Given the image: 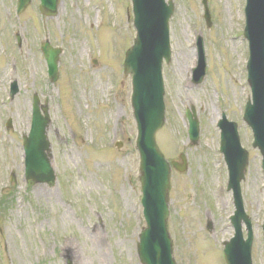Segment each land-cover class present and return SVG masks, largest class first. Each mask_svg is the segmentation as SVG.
Listing matches in <instances>:
<instances>
[{
  "label": "rangeland",
  "instance_id": "rangeland-1",
  "mask_svg": "<svg viewBox=\"0 0 264 264\" xmlns=\"http://www.w3.org/2000/svg\"><path fill=\"white\" fill-rule=\"evenodd\" d=\"M173 2L171 60L162 71L165 121L155 132L167 160L178 162L179 153L187 160V169L170 173L172 257L176 264H225L222 243L233 234L234 206L219 152L217 122L224 113L237 123L249 153L242 202L253 226L252 264H264L261 155L241 119L251 94L244 0H206L210 25L201 0ZM38 4L31 0L16 15L15 0H0V264H140L136 245L145 222L136 125L130 74L121 64L135 36L130 0H61L55 17L39 15ZM197 36L206 63L200 84L192 82ZM45 39L61 49L53 83L39 46ZM14 80L17 92L9 99ZM34 92L49 105L53 185L23 177L22 136L30 128ZM186 108L199 121L195 144L187 139Z\"/></svg>",
  "mask_w": 264,
  "mask_h": 264
},
{
  "label": "water",
  "instance_id": "water-1",
  "mask_svg": "<svg viewBox=\"0 0 264 264\" xmlns=\"http://www.w3.org/2000/svg\"><path fill=\"white\" fill-rule=\"evenodd\" d=\"M29 0H20L22 10ZM58 0H41L40 11L54 15ZM134 25L137 35L133 45L126 52L124 73L132 74V106L137 121L138 135L136 146L140 155V175L142 189L143 217L146 227L141 231L137 245L138 256L143 264H175L172 258L170 237L166 229L168 215L167 194L169 188L170 165L158 150L154 135L164 122L162 61L170 60L168 39V19L173 11L172 1L132 0ZM205 7V6H204ZM246 27L244 36L249 41L248 80L252 89V102L245 108L244 120L254 132V146L263 155L264 168V0H247ZM205 7V16L208 20ZM45 42L42 50L45 56L50 81L57 78L58 49ZM200 60L194 70L193 82L199 83L204 76V58L201 40L199 41ZM14 94L16 85H13ZM37 94L33 95L31 128L24 137L25 177L32 183L54 184L55 175L51 166L50 144L47 128L49 115L47 103L41 105ZM190 122L189 137L195 143L198 125L193 114L187 113ZM220 150L225 157L229 170L228 188L233 189L235 212L231 222L235 229L234 237L224 244L227 264H251L250 248L252 234L250 223L244 214L239 182L244 176L247 165V152L238 142L236 125L225 120L218 123ZM184 162V157L181 155ZM182 171L185 164L178 166ZM264 170V169H263ZM241 220L246 223L248 237L243 241ZM264 236V220H263Z\"/></svg>",
  "mask_w": 264,
  "mask_h": 264
},
{
  "label": "bare ground",
  "instance_id": "bare-ground-1",
  "mask_svg": "<svg viewBox=\"0 0 264 264\" xmlns=\"http://www.w3.org/2000/svg\"><path fill=\"white\" fill-rule=\"evenodd\" d=\"M217 116H218V115H217ZM217 196H218L219 198L223 199V200L225 199L224 196H223V194H222L220 191L217 192Z\"/></svg>",
  "mask_w": 264,
  "mask_h": 264
}]
</instances>
